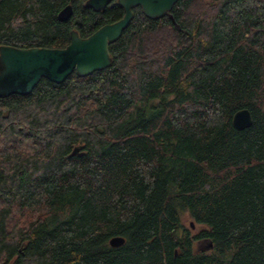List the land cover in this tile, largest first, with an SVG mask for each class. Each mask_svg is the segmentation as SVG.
Here are the masks:
<instances>
[{"label": "trees", "instance_id": "1", "mask_svg": "<svg viewBox=\"0 0 264 264\" xmlns=\"http://www.w3.org/2000/svg\"><path fill=\"white\" fill-rule=\"evenodd\" d=\"M84 1L0 0V44L63 47L123 14ZM132 11L109 66L0 97V264H264V0Z\"/></svg>", "mask_w": 264, "mask_h": 264}, {"label": "water", "instance_id": "2", "mask_svg": "<svg viewBox=\"0 0 264 264\" xmlns=\"http://www.w3.org/2000/svg\"><path fill=\"white\" fill-rule=\"evenodd\" d=\"M112 0H85L86 7L93 10L104 8ZM122 7L120 18L99 26L87 36H80L75 29L69 32V42L63 47H16L0 44V97L12 93L26 94L32 90L41 78L59 83L73 71L79 75H87L95 70L110 65L111 56L108 45L119 38L129 25L132 8L140 6L145 16L156 19L172 9L177 0H116ZM72 14L70 4L63 6L57 13V19L67 20ZM172 18V15L169 14ZM236 129H243L252 123L248 108L237 109L231 119ZM82 144L72 147L71 155H81ZM189 225L194 226L193 221ZM124 237L113 235L108 242L112 246L123 243ZM211 242L196 243L197 249H207Z\"/></svg>", "mask_w": 264, "mask_h": 264}, {"label": "rangeland", "instance_id": "3", "mask_svg": "<svg viewBox=\"0 0 264 264\" xmlns=\"http://www.w3.org/2000/svg\"><path fill=\"white\" fill-rule=\"evenodd\" d=\"M190 221H191V219H189L187 216L186 217L185 216L183 217V224L184 225H188ZM193 227L194 226H192L191 229H194L195 230V228H193Z\"/></svg>", "mask_w": 264, "mask_h": 264}]
</instances>
